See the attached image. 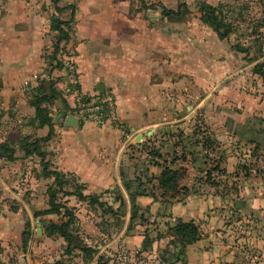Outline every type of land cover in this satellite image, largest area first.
Returning a JSON list of instances; mask_svg holds the SVG:
<instances>
[{
	"label": "rangeland",
	"instance_id": "1",
	"mask_svg": "<svg viewBox=\"0 0 264 264\" xmlns=\"http://www.w3.org/2000/svg\"><path fill=\"white\" fill-rule=\"evenodd\" d=\"M138 1L143 35L169 25L182 29L181 35H165L171 37L168 45L152 43L147 49L152 55V85L142 92L143 106L152 112L148 121L186 119L127 147L130 166L137 167L131 190L143 193L134 201L137 216L94 261L121 229L113 225L107 206H121L123 224L124 198L118 201L108 189L100 207L88 199L68 203L58 194L56 202L63 208L47 213L45 195L39 210L30 209L31 228L27 212L18 211L19 202L7 197L0 212L6 213L3 217L12 228L0 238V264H264V66L257 73L250 66L264 57V0H168V8L160 0ZM202 5L215 9L220 31H227L225 38L201 21ZM169 7L179 9V15L151 20L146 15L150 8L160 14ZM166 47H171L168 52ZM222 80L215 102L196 108ZM115 114V121L104 127L121 134L117 109ZM164 167L176 170L174 197L158 186L156 177ZM25 193L29 203L32 195ZM237 200L241 207H236ZM66 211L73 214L70 246L58 233L46 231L48 223L68 219ZM179 219L197 225L200 238L193 244L183 247L171 237L170 227ZM75 244L90 247L92 255Z\"/></svg>",
	"mask_w": 264,
	"mask_h": 264
},
{
	"label": "crops",
	"instance_id": "2",
	"mask_svg": "<svg viewBox=\"0 0 264 264\" xmlns=\"http://www.w3.org/2000/svg\"><path fill=\"white\" fill-rule=\"evenodd\" d=\"M138 2L0 0V144H5L9 153L12 152L10 157L9 153L0 156V179L8 188L0 183V205L11 197L19 202L18 211L24 209L30 216L31 207L41 208L38 202L48 196L49 187L57 189L56 196L64 195L63 200L68 203L76 199L82 201L79 193L102 200V196L109 194L108 189L115 199L124 198L119 179L123 184L131 180L137 167L130 166L131 160L126 157L127 147L133 140L121 148L130 138L132 127L137 130L152 123L148 121L152 112L143 106L146 92H142L152 85V55L146 53L147 49L152 43L168 45L171 38L168 36L182 34L181 27L169 25L166 26L169 31H164L163 26L158 33L155 30L154 35L148 32L143 35ZM160 2L168 8V0ZM52 18L70 21L67 39L57 42L58 31L50 26ZM149 21H143L145 28ZM56 43L58 50L54 55ZM166 48L168 52L171 47ZM66 57L76 65L78 84L83 92L107 90L112 93L124 127L122 131L127 129L130 134L122 139L121 134L111 132L108 127L92 124H82L78 130L66 128L62 120L55 118L56 105L43 103L54 115V122L51 135L40 143V150L44 152L43 161L48 163V169L57 171L66 180L60 187L55 185L54 176L42 175L40 156L25 155L23 146L26 144L22 146L20 141L28 137L27 144H31L49 133V127L39 125L35 117L32 88L52 84L64 109L69 111L72 100L65 87L70 79L62 60ZM25 80H29L27 87H24ZM215 99L214 96V102ZM51 105H54L52 109ZM116 148L119 150L114 157ZM25 192L32 195L27 197L29 203ZM3 214L6 213L1 211L2 239L12 228Z\"/></svg>",
	"mask_w": 264,
	"mask_h": 264
},
{
	"label": "trees",
	"instance_id": "3",
	"mask_svg": "<svg viewBox=\"0 0 264 264\" xmlns=\"http://www.w3.org/2000/svg\"><path fill=\"white\" fill-rule=\"evenodd\" d=\"M53 2H57L58 0H52ZM203 6V5H202ZM60 9V8H58ZM201 14L200 19L201 21L208 23L212 29L217 33L218 37L220 39L225 38L227 31H220L221 22H216V15H215V9L209 5H205L200 8ZM170 15L178 16L179 15V9L178 10H172V9H163L160 12V16L167 17ZM51 28L58 31V37L57 42L63 39L68 38V29L70 28V21H61L58 18H52L51 19ZM58 50V44L56 43L54 46V55ZM264 66V61H260L252 66V71L254 73L260 72L262 67ZM32 93V101L31 104L34 107L35 117L38 120L39 125H47L49 127V133L44 138H38L34 139L31 144H27L28 137H22L20 143H22L25 155H32L35 153L36 155L40 156L41 158V165L43 167L42 169V175L43 176H54L55 177V185L57 186H63V184L66 183V180L63 176L60 175L57 171H51L48 169V163L43 161L44 152L40 150V143L44 142L49 139V136L51 135V129L53 126L54 118L51 114L50 109L43 105V103H49V104H55V101L57 99H60L59 93L53 88L52 84H46L44 86H38L31 89ZM0 156L2 154H7L10 152V149L7 148V146L4 144H0ZM12 153V152H11ZM7 154V156L10 157V154ZM157 183L159 188H161L163 191L171 192L170 197H174V193H176V187H177V173L175 169H171L169 167H164L159 175L156 177ZM133 179L127 180L124 182V188L128 193H130V208H131V219L135 218L137 216V207L135 205V196L139 194H143L140 191H132L130 185L133 183ZM58 190L52 187L48 188V204L49 209H47L45 212L47 213H59L60 209L63 208L62 205L56 202V194ZM78 198L80 200H89V204L95 205L97 204L100 207L104 206V203L102 201H99L97 196L94 195H83L82 193L78 194ZM120 200V199H119ZM118 200V201H119ZM121 205V203H120ZM121 206H119L117 209H113L110 206H107V212L116 215L119 213ZM67 208H65L66 210ZM68 212V219L65 221H62L61 223H53L50 222L46 226V231L48 234L58 233L63 239L67 242V245L70 246L73 243V235L70 232V226H71V218L72 215L69 211ZM171 230V237L174 241L180 243L181 246L190 245L193 244L195 241H197L199 237V231L197 225L190 220V221H183V220H177L176 223L170 227ZM144 245L148 244L147 240H144ZM74 247H78L82 251H85L87 255H92V249L90 247H84L80 244H75Z\"/></svg>",
	"mask_w": 264,
	"mask_h": 264
},
{
	"label": "water",
	"instance_id": "4",
	"mask_svg": "<svg viewBox=\"0 0 264 264\" xmlns=\"http://www.w3.org/2000/svg\"><path fill=\"white\" fill-rule=\"evenodd\" d=\"M146 15L147 17L151 20L154 17L156 19H160V14L156 13V9L155 8H150L146 11ZM166 31H169L170 29L168 27L165 28ZM255 51H257L259 54V49L256 48ZM264 59V57H261L260 59L256 60L255 62H253L250 66H253L254 64L262 61ZM242 70H239L237 72H235L234 74L228 76L227 78L232 77L233 75L241 72ZM226 78V79H227ZM223 82V80L219 83H217L213 89L209 92V94H207V96H205V98H203L202 102L196 107L198 108L199 106H209L214 102V92L217 90V88L221 85V83ZM99 92H102V90H100ZM55 105L57 108V112L55 114V118L57 120H62V125L66 128H72L74 130H78L82 127L81 121L79 119V117L75 114H73L72 112L66 111L64 109V104L62 102L61 99H57L55 101ZM186 117L179 119V120H175V121H171V122H167V123H153L150 125H146L141 127L140 129L135 130L134 127L131 128L132 134L130 135L129 139H126V141L124 142L121 150L123 149V147L125 145H127L128 143H130L132 140L138 141V140H142L144 135L150 136L152 135V133L154 132H159L162 129L164 130H169L171 128H173V126L183 120H185ZM144 133V134H143ZM124 135H121V138L123 139ZM118 165V160L116 162V167ZM0 183L8 190L7 186L5 185V183L2 181V179H0ZM119 187L124 195L125 201H126V205H127V209H126V219L122 224V219L120 217V215L116 214L114 215L113 218V225L115 227H121L118 235L116 236V238H114L113 240H111L109 243H107L102 249H100V251L97 253L94 261L96 260V258L101 254V252L103 251L104 248H106L107 246H109V244L113 243L114 241H116L117 239H119L123 233L126 231L128 223H129V219L131 217V208H130V193H128L126 191V189L124 188V184L120 181L119 179ZM236 207H241L240 201L237 200L236 201ZM30 219V223H31V228L33 227L34 221L32 219V216H29ZM36 224H39V221L36 219L35 220ZM38 231V235H41L42 233V229L40 227L37 228ZM29 247V246H28Z\"/></svg>",
	"mask_w": 264,
	"mask_h": 264
},
{
	"label": "built area",
	"instance_id": "5",
	"mask_svg": "<svg viewBox=\"0 0 264 264\" xmlns=\"http://www.w3.org/2000/svg\"><path fill=\"white\" fill-rule=\"evenodd\" d=\"M62 60L70 79V83L65 87L66 94L72 100L69 112L77 115L81 124L97 126L112 124L116 119V106L112 93L107 90L95 93L83 92L78 84L77 69L74 61L68 57ZM28 85L29 80H25L24 87ZM122 130L121 134L124 135Z\"/></svg>",
	"mask_w": 264,
	"mask_h": 264
}]
</instances>
